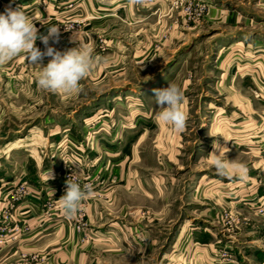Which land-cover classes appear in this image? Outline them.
<instances>
[{
  "label": "rangeland",
  "instance_id": "1",
  "mask_svg": "<svg viewBox=\"0 0 264 264\" xmlns=\"http://www.w3.org/2000/svg\"><path fill=\"white\" fill-rule=\"evenodd\" d=\"M221 1L0 0V13L22 5L25 14L34 17L39 34L59 27L60 40L53 45L58 50L77 47L79 41L72 37L78 32L95 60L80 82L81 91L71 95L39 88L40 69L30 66L24 54L0 65V136L6 135L3 141L24 137L17 151L28 160L25 178L10 203L37 198L43 216L51 217L72 174L70 179L82 188H91L92 181L81 169L85 157L92 155L91 141L97 137L90 132L102 125L101 115L112 111L116 124L130 119L143 123L150 119L145 112L159 111L153 90L170 82L182 88L185 107L189 106L187 142L181 148L186 164L174 170L178 179L172 193L153 192L152 204L141 207L136 219L119 217L124 234L133 235L132 243L104 244L101 251L87 243L79 249L90 256L100 251L104 264H236L239 256H262L263 242L257 247L244 242L245 232L264 225V199L259 200L264 138L252 142L250 134L258 128L264 131V50L254 45L261 23L248 16L246 8L255 11L254 6ZM36 46L45 49L39 39ZM150 120L156 123V117ZM214 142L229 149L225 158L229 164L243 163L248 169L247 195L243 192V199H234L232 205L213 203L212 194L217 199L226 187L240 190L245 178L238 167L226 176L218 174L208 156ZM193 188L196 195L187 197ZM4 216L9 219L10 214ZM125 219L135 222L130 224L135 226L132 234ZM69 222L73 234L80 235L79 244L94 240L84 203ZM5 231L10 234L4 228L2 235ZM40 253L23 251L18 256L31 264Z\"/></svg>",
  "mask_w": 264,
  "mask_h": 264
},
{
  "label": "crops",
  "instance_id": "2",
  "mask_svg": "<svg viewBox=\"0 0 264 264\" xmlns=\"http://www.w3.org/2000/svg\"><path fill=\"white\" fill-rule=\"evenodd\" d=\"M221 2L255 7V11H250L248 8L246 11L248 16H255L261 23L255 30L254 45L257 50H264V0H223ZM251 17H247L249 21ZM230 47L233 46L230 45ZM185 108L189 115V106ZM111 113L112 111L101 115L102 125L96 126L90 132L95 133L97 137L96 141H91L94 146L92 155L89 159L83 156L86 163L81 169V174H85V178L92 181L91 194L81 202L84 203L88 220L94 230V240L90 243L85 241L79 244L80 235L73 234L69 218L65 216L60 204L57 205V210H54L51 217H44L37 198L30 197L26 201L10 203L18 182L25 178L24 165L28 160L20 156L22 152L17 151L21 148L24 137L3 141L6 135L5 138L0 136V264H25V256H18L23 251L41 252L42 255L36 256L37 261L31 264H104V256L100 255V248L104 244L121 245L126 240L131 243L134 240L133 235L130 238L124 234L119 217L133 218L134 216L136 219L139 217L138 212L141 207L152 204L153 192L165 195L172 193L175 181L178 179L174 176V170L183 168L186 164L183 161L181 148L187 142L185 140L187 126L182 132H176L159 122L157 114L154 115L152 111L145 112V117L150 119L156 117L155 124L150 119L140 124H137L138 120L133 119L125 123L122 120L121 123L116 124L111 119ZM108 120L111 123H108ZM86 129L88 133V128ZM260 131L261 128H258L250 132L253 137L252 142L259 140V136L264 138V131ZM25 145L26 150H32L27 144ZM29 155L33 157L34 154L31 152ZM236 165L242 166V168L238 167V171L241 177L245 178L241 180L243 187L240 190L226 187L224 191H219L221 195L218 193L217 199L215 194H212L213 203L231 204L234 199L242 200L243 192L247 195V166L243 163H236ZM49 173L53 175L50 170ZM26 179L30 182L34 181L31 176H27ZM211 179L207 183H210ZM189 182L191 187L194 180L191 179ZM197 183L200 186L199 181ZM50 189L49 184L48 191ZM259 192L262 194L259 200L262 197L264 199L263 185L259 188ZM194 194L196 195L193 188L186 193V196L193 198ZM57 201L59 202V199ZM174 203L175 201L167 202V207H172ZM167 210L170 212L171 208ZM4 212L10 214L9 219L5 218ZM108 214H111L112 218L108 217ZM261 215L264 216V214ZM108 219L111 221H107ZM126 219L125 222L129 223L126 226L127 232L132 234L131 229L135 226L130 224L135 222ZM257 220L260 221V219ZM25 226L27 230L24 231ZM4 228L10 230V234L5 231V235H2L1 231ZM245 235L246 246H260L262 242L264 243V225L258 224L257 228L245 232ZM87 243L98 245L99 253L96 251L97 253L90 256L82 252L79 245L87 247ZM263 251H259V253L262 252V256H239L236 264H264ZM89 257L92 258L88 260Z\"/></svg>",
  "mask_w": 264,
  "mask_h": 264
},
{
  "label": "clouds",
  "instance_id": "3",
  "mask_svg": "<svg viewBox=\"0 0 264 264\" xmlns=\"http://www.w3.org/2000/svg\"><path fill=\"white\" fill-rule=\"evenodd\" d=\"M132 2L140 4L143 0H132ZM37 39L45 46L43 51L36 46ZM72 39L79 41L77 47L58 50L53 45L59 43V27H49L46 35L39 34L34 17L26 15L22 5L15 9L9 6L0 13V65L24 54V59L30 66L40 69L37 73V83L42 90L64 95L81 91L80 82L90 74L95 60L90 48L81 40L78 32L73 34ZM46 57L50 59L45 65L43 61ZM153 91L159 108L157 113L159 122L176 132H182L188 120L182 88L169 82L166 88ZM212 147L213 151L208 156L218 174L226 176L231 168H242V166H232L226 161V153L229 151L227 147H221L217 142H214ZM49 176L52 178L51 173ZM70 177L66 180L65 194L59 198L60 207L69 218L77 214L81 202L91 194L90 186L85 185L82 188Z\"/></svg>",
  "mask_w": 264,
  "mask_h": 264
},
{
  "label": "bare ground",
  "instance_id": "4",
  "mask_svg": "<svg viewBox=\"0 0 264 264\" xmlns=\"http://www.w3.org/2000/svg\"><path fill=\"white\" fill-rule=\"evenodd\" d=\"M224 50H225V48H224ZM224 51H222L221 53H220V57L222 56V53H223Z\"/></svg>",
  "mask_w": 264,
  "mask_h": 264
}]
</instances>
